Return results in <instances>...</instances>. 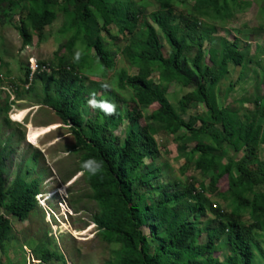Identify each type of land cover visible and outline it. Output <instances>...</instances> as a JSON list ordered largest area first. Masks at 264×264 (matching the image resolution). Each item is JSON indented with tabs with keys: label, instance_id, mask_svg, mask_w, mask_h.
<instances>
[{
	"label": "trees",
	"instance_id": "trees-1",
	"mask_svg": "<svg viewBox=\"0 0 264 264\" xmlns=\"http://www.w3.org/2000/svg\"><path fill=\"white\" fill-rule=\"evenodd\" d=\"M144 1L0 0V28L18 19L15 29L26 49L35 40L41 43L60 17L64 20L59 34L65 45L50 64L38 63L34 83L43 84L45 98L37 107L51 109L62 125L74 127L72 151L81 157L77 172L90 190L85 197L97 205L92 221L97 235L114 247L108 264H255L257 250L264 257V48L253 55L251 44L243 47L239 39L219 37L250 5L240 0H149L154 5L149 10L140 4ZM259 1L264 16V0ZM187 2L190 8H181ZM117 58L126 67L118 76V90L132 93L131 100H121L128 110L105 93L109 86L104 81L91 82L93 92L86 86L89 62L99 64L106 80ZM230 67L243 72L226 99L253 68L259 69L254 113L241 117L220 107L218 95L231 76ZM24 70L19 81L0 73V85L11 86L18 101L35 92L34 83L24 90L30 76L28 66ZM46 82L54 87L46 88ZM176 85L185 91L177 108L167 98ZM4 98L1 113L7 116L16 105L8 95ZM152 107L156 110L145 114ZM198 107L203 112L190 116ZM10 122L6 120L9 127ZM161 134L183 143L185 168L208 177L207 184L192 178L182 186L163 177L155 166ZM6 158L7 144L0 136L2 253L13 233L3 212L29 221L39 207L42 179L27 184L17 176L9 184ZM72 207L76 212L86 208ZM25 246L40 264H67L63 255L36 240ZM223 249L228 253L222 260L217 254Z\"/></svg>",
	"mask_w": 264,
	"mask_h": 264
},
{
	"label": "rangeland",
	"instance_id": "rangeland-1",
	"mask_svg": "<svg viewBox=\"0 0 264 264\" xmlns=\"http://www.w3.org/2000/svg\"><path fill=\"white\" fill-rule=\"evenodd\" d=\"M240 2L243 5H250V8L247 12L238 14L231 23L224 27L219 37L229 38L231 41L239 39L243 47L251 44L254 55L258 48H264L263 6L259 0H240ZM140 4H145L149 10L154 9L153 3L149 0ZM190 6L191 2H187L186 5L181 4V8L189 9ZM63 22V18L60 17L52 27L46 30L45 38L41 43L35 40L32 47L26 49H23L22 40L15 29L18 19L13 20L12 25L0 28V73L3 78H13L19 81L24 77V69L29 66L31 60L50 64L57 51L65 45V40L59 34ZM77 50L82 51L78 48ZM92 56L94 57L93 54ZM263 58L262 64H264ZM87 67L88 69L91 67L90 73L95 75L87 78L86 86L92 91L94 87L91 82L104 81L109 86V90L105 93L117 99L125 110H128L129 105L122 101L131 100L132 93L119 91L117 86L118 76L121 70L126 68L120 59L117 58V66L108 74L106 80L100 76L102 68L99 64L89 62ZM88 69L83 71L82 75ZM230 70L231 76L220 87V95H218L220 107L238 111L241 117L245 113H254L256 107L252 102L257 97L256 89L259 80L254 74H260L259 69L253 68L248 73L247 80L240 83L226 99L229 86L235 85L243 72L242 68L230 67ZM34 86L35 92L20 101L16 100L14 103L16 106L7 116L1 113L6 104L4 97L7 95L0 92V136L3 145L7 144L5 170L9 184H12L17 176L27 184L34 178L42 176L39 181L40 195L36 199L39 207L29 221L19 222L11 218L7 212H3L10 220L13 233L8 250L5 253L0 252V264H23L24 259L25 264H40L25 246L30 239L38 241L43 248L51 252L63 255L67 264H108L114 247L105 243L97 235V228L92 221L97 205L85 197L90 190L82 174L77 172L81 157L72 151L75 145L72 132L74 127L70 124L62 125L51 109L37 107L41 99L45 98L44 86L39 82L34 83ZM46 86L53 88L54 84L46 82ZM184 92L181 86L176 85L171 89L167 98L177 108ZM198 108H193L189 115H198L199 112H203L202 107ZM154 110L156 108L152 107L145 114L151 115ZM84 117L87 119L88 115L85 113ZM7 119L11 121V127L6 123ZM123 130L124 128H121L117 132L118 136H121ZM181 135H184V132ZM182 145L183 143H179L175 138L161 134V157L157 159L155 166L162 169L164 178L167 177L182 186H186L192 178L198 184H207L208 177L194 172L190 166L185 168L187 158L182 155ZM262 159H264V151ZM146 164H151V162L146 161ZM198 186L196 185L197 188ZM222 189H225V186ZM207 198L212 201L216 199L210 195H207ZM72 205L86 208L76 212ZM222 206L227 210L224 204ZM201 241H206L205 235ZM222 245L224 246V243ZM260 247L264 254V242H261ZM226 250L223 249L218 254L216 252L217 257L223 260L228 253ZM258 252L260 250H257L255 264H264V257ZM55 264L61 263L55 261Z\"/></svg>",
	"mask_w": 264,
	"mask_h": 264
},
{
	"label": "built area",
	"instance_id": "built-area-1",
	"mask_svg": "<svg viewBox=\"0 0 264 264\" xmlns=\"http://www.w3.org/2000/svg\"><path fill=\"white\" fill-rule=\"evenodd\" d=\"M29 71H30V76H29V82L27 85L24 86V90L25 91H29L34 83V79H35V74L39 71V65L36 61L31 60L29 62ZM0 91L6 93L8 95V97H10V102H13L14 99V94L13 91H15L11 86H7V87H2L0 85Z\"/></svg>",
	"mask_w": 264,
	"mask_h": 264
},
{
	"label": "clouds",
	"instance_id": "clouds-1",
	"mask_svg": "<svg viewBox=\"0 0 264 264\" xmlns=\"http://www.w3.org/2000/svg\"><path fill=\"white\" fill-rule=\"evenodd\" d=\"M108 110H111V109L109 108ZM90 163H91V162H87V163H85L84 167H88ZM97 167H98V165H97ZM93 170H94V169H93Z\"/></svg>",
	"mask_w": 264,
	"mask_h": 264
},
{
	"label": "bare ground",
	"instance_id": "bare-ground-1",
	"mask_svg": "<svg viewBox=\"0 0 264 264\" xmlns=\"http://www.w3.org/2000/svg\"><path fill=\"white\" fill-rule=\"evenodd\" d=\"M118 5V4H117ZM133 10V9H132ZM145 12V11H144ZM116 43V42H115ZM248 49V48H247ZM226 52V51H225ZM104 85V84H103ZM233 86V85H232ZM2 92V91H1ZM24 95V94H23ZM21 99V98H20ZM12 103H16V100H14ZM14 109V107L12 108Z\"/></svg>",
	"mask_w": 264,
	"mask_h": 264
}]
</instances>
